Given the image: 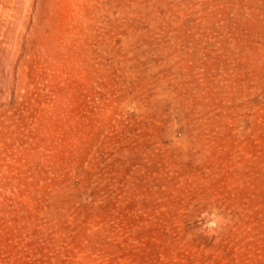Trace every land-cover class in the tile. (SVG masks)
Returning <instances> with one entry per match:
<instances>
[{
    "label": "rangeland",
    "instance_id": "obj_1",
    "mask_svg": "<svg viewBox=\"0 0 264 264\" xmlns=\"http://www.w3.org/2000/svg\"><path fill=\"white\" fill-rule=\"evenodd\" d=\"M0 264H264V0H0Z\"/></svg>",
    "mask_w": 264,
    "mask_h": 264
}]
</instances>
